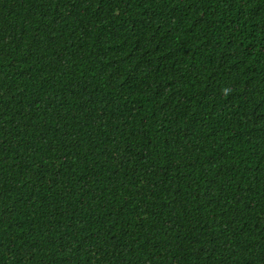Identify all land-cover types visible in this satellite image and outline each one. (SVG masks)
Listing matches in <instances>:
<instances>
[{
	"label": "trees",
	"instance_id": "obj_1",
	"mask_svg": "<svg viewBox=\"0 0 264 264\" xmlns=\"http://www.w3.org/2000/svg\"><path fill=\"white\" fill-rule=\"evenodd\" d=\"M0 264H264V0H0Z\"/></svg>",
	"mask_w": 264,
	"mask_h": 264
}]
</instances>
